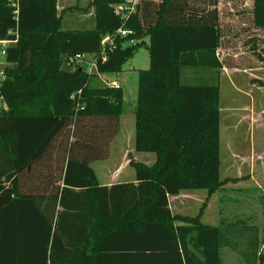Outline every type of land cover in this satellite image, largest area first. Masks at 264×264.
I'll return each mask as SVG.
<instances>
[{
  "label": "trees",
  "instance_id": "16d2710c",
  "mask_svg": "<svg viewBox=\"0 0 264 264\" xmlns=\"http://www.w3.org/2000/svg\"><path fill=\"white\" fill-rule=\"evenodd\" d=\"M124 1L92 0L95 28L80 32L60 31L57 0H0V40L15 41L0 83V264H222V249L264 264L255 227L200 223L223 186L219 86L183 83L181 72L222 68L217 0H136L122 21L113 7ZM252 4L264 30V0ZM140 48L149 66L137 73L134 151L155 161L128 156L135 184L107 188L89 164L108 156L122 90L89 89L83 68L61 63L91 55L98 74L118 75ZM195 190L207 195L197 214L171 215L167 196Z\"/></svg>",
  "mask_w": 264,
  "mask_h": 264
},
{
  "label": "rangeland",
  "instance_id": "374dc122",
  "mask_svg": "<svg viewBox=\"0 0 264 264\" xmlns=\"http://www.w3.org/2000/svg\"><path fill=\"white\" fill-rule=\"evenodd\" d=\"M74 4L76 3V0H70ZM156 3H158V0H155ZM78 6L81 9H84V11L87 12L89 10L88 0H78ZM252 5V0H244L242 3L237 2L236 0H223V6L222 10H226V13L223 14V21L227 23V25H230L231 23H237L240 18L238 17L240 15L241 9H248L250 10ZM59 10L56 8L57 17L60 18L61 24H60V31H76V27H69L72 25H68L67 23H72V21H75L77 16L83 12H81V9L76 6L71 5H62L60 6ZM244 22V24L249 25L253 27L252 20L249 15V21L247 19ZM71 21V22H69ZM250 29V28H248ZM250 33V32H249ZM248 33V34H249ZM253 34L258 36V40L264 41V32H258V33H250L251 36ZM256 36V37H257ZM241 38H244L245 35H240ZM262 37V38H260ZM106 38H111V41L113 45H115V41L113 40L114 37H104L103 40L105 41ZM102 40V41H103ZM106 42V41H105ZM103 44V43H102ZM133 42L129 43H121V46L125 45H132ZM240 46V41H239ZM228 57H224L222 59V62L224 66L227 69L230 68H248L251 65H257L258 67L264 68V61H260L257 59L256 55L258 54L261 59H264V44L259 43L258 47H255L252 53V49H249L248 46H242L238 49H233L230 52H227ZM233 54H236L235 57ZM231 55V57H230ZM9 65L5 62V60L0 61V73L4 72V69L8 67ZM149 66L148 61V53L145 48H140L137 50L135 55L129 59L123 66H122V72L118 75H104V74H98L95 69L91 72L89 81H88V88H101L105 87L109 81H115L118 87L122 90V107H123V113L118 118V131L114 137L115 140L113 142V145L111 146V158L109 164H107L108 167H110V164L113 162H119L121 161V154L123 153L124 149L130 148V150H133V130H134V110L136 106V92H137V73L140 70H146ZM61 68L63 69H71L72 67L70 65H67V63H61ZM189 72H195L203 73V70L200 69H183L181 72V77L183 75L182 82L186 84H202L204 81L199 80V76L196 77L194 80L190 81L193 77L191 73ZM221 81L220 84V105H222V112L225 111L227 113L229 111V107L233 106L234 103H236V100L238 103L245 102L247 99L241 96L240 94L236 93L234 90V87L239 88L240 91L246 92L247 96L249 97L250 94H253V98L255 99L257 96H259L261 93H263L262 100L264 102V90L263 92H258L257 90H252L251 87L257 86L261 87V90L264 89V77L261 78L263 80L258 85L254 81H249L248 79L246 81V78H249L248 75H242L239 72H229L227 71V74ZM119 78V79H118ZM190 81V82H188ZM219 82V81H218ZM255 83V84H254ZM219 86V83H218ZM236 98V99H235ZM235 99V101H234ZM234 101V102H233ZM3 109V105L0 103V110ZM248 110V109H247ZM222 113V128L220 133V180L223 181V186L227 185L228 190L223 191V189L215 192V196H217L218 203H215L212 201L208 207V210L206 212L205 220H208L210 217H215L217 215L216 213V204L217 208L219 210V207L222 208L221 216H224L225 222L227 223H234L236 220H238L239 216H245V220L251 223H254L257 227L258 231V251L261 253H264V191L260 190H254V189H247L244 191H236V183L239 182V180H236V175L242 168L243 162L241 159H235L234 156L236 152H238L239 148L242 149V147L237 146V140L235 138L234 133H231L229 136L227 134V128H232L235 124L234 120L229 119L228 114ZM226 115V116H225ZM232 121V123L230 122ZM90 119L86 120V125L89 126L91 124ZM221 126V125H220ZM235 129V127H233ZM84 132V131H83ZM240 155L241 151L238 152ZM154 154L152 153H137L136 156L137 160L139 162H142L144 164H150L151 163V157ZM107 166H102L100 169V173L102 170H106ZM247 166V165H246ZM255 179V178H254ZM246 180V179H241ZM240 180V181H241ZM194 197L188 199L186 201V205L184 206V209L182 212L188 216H193L197 208L199 207L200 201L202 199L203 193H205L204 190H195ZM223 192V193H222ZM225 202V203H224ZM201 206V205H200ZM200 208V207H199ZM199 210V209H198ZM197 214V213H196ZM201 219V217H200ZM211 227V226H210ZM240 228V226L236 227ZM263 239V240H260ZM220 257L222 264H243V260L240 257L239 254L236 252H231L230 249H222L220 251Z\"/></svg>",
  "mask_w": 264,
  "mask_h": 264
},
{
  "label": "crops",
  "instance_id": "0c3cea01",
  "mask_svg": "<svg viewBox=\"0 0 264 264\" xmlns=\"http://www.w3.org/2000/svg\"><path fill=\"white\" fill-rule=\"evenodd\" d=\"M239 3H242L244 0H236ZM92 0H88V5H89V10L84 11V9H81L78 6V0H76L77 4H74L70 0H57L56 2V8L59 10L61 8L60 6L62 5H71V6H76L81 9V15L79 14L76 18L75 21H72V23H67L68 25H72L69 27H76V31H92L95 28V10L94 8L90 5ZM253 3V0H252ZM223 6V0H217L216 3V10L218 13V29L220 31V40H219V46L215 51V56L217 57V60L222 63V68L219 70H208L205 69L203 70V73H191L193 75L192 80H194L196 77L199 78L200 81H212L213 79H218L219 83V150H220V133H221V128H222V105H220V84L221 81L226 78L227 71L229 72H239L242 75H248L249 78H246V81L248 79L249 81H254L258 85L262 77H264V68L258 67L257 65H251L248 68H230L227 69L223 62L222 59L224 57H228L227 52H230L233 49H239L242 46H248L250 47L251 45L253 47H258L259 43L264 44V41L258 40V36L253 34V36L250 35V33H258V32H264V30L257 29L254 27L253 22L252 25L253 27L244 24V22L247 19L249 21V15L252 20L253 13H252V6L250 10L248 9H241V13L238 16L240 20L237 23H231L230 25H227L223 21V14L224 12L226 13V10H222ZM71 22V21H69ZM250 28V29H248ZM66 31V30H65ZM71 31V30H70ZM250 32V33H249ZM249 33V34H248ZM245 35L244 38H241L240 35ZM257 36V37H256ZM262 38V37H260ZM239 41H240V46H239ZM236 54H233L235 57ZM231 57V55H230ZM149 61V59H148ZM202 70V69H200ZM183 79V75L181 77ZM119 79V78H118ZM188 81V82H190ZM255 84V83H254ZM252 90H257L258 92H263L264 89L261 90L260 86H255L251 87ZM234 90L236 93L240 94L244 98L247 99L246 104L245 102L238 103L236 100V103L233 104V106L229 107V111L225 113L226 115L228 114L229 119L234 120L235 124L231 128H227V134L230 136L231 133H234L237 142L239 150L241 151V154L238 155V152H236L234 158L236 159H241L243 162L242 168L236 175V180H241V179H246V180H239L236 185V191H242L244 193L245 190L247 189H254V190H260L264 191V102L262 100L263 93H261L259 96H257L255 99L252 97L253 94L251 93L250 96H247L246 92L240 91L239 88L234 87ZM236 99V98H235ZM234 99V101H235ZM233 101V102H234ZM248 109V110H247ZM225 115V116H226ZM230 122L232 123V121ZM134 122V120H133ZM221 125V126H220ZM116 137H114L110 144H109V151H108V156L104 160H94L89 164L90 169L93 171L95 174V177L99 183L100 186L104 187H111L116 184H121V183H131L135 184V177H134V170L130 167L129 165V159L128 156L132 159L133 162L142 164L144 166H150L153 164L155 161V155L151 157V163L150 164H144L142 162H139L137 160L136 152L134 151V130H133V150L124 149L123 153L121 154V161L119 162H113L110 164V167L107 166L110 162L111 158V146L113 145V142ZM220 151H219V178H220ZM247 165V166H246ZM102 166H107L106 170H102L100 173V169ZM100 167V169H99ZM47 173V172H46ZM49 174V173H48ZM50 175V174H49ZM255 178V179H254ZM56 185H59L61 188V182H58ZM223 191L228 190L227 185H224L221 187V190ZM223 193V192H222ZM217 194V193H215ZM215 194H212L207 202H206V207L202 212L200 223L205 226H211V227H216L219 224V221L225 222L226 220L224 219V216H221L222 208L219 207V210L217 208L218 199ZM194 197V192L192 191H182L179 192L175 196H167V205L168 209L171 213V215H179V216H187V217H194L196 213L198 212V209L202 202L206 199L207 195L206 192L203 193L202 199L200 201L199 207L197 208L196 213L193 216H188L182 212L184 209V206L186 205V201L188 199ZM214 201L216 204V213L217 215L215 217H210L208 220H205L206 212L208 210V207L210 203ZM225 203V202H224ZM59 208H57L58 210ZM225 220V221H224ZM228 223V222H227ZM237 225H247V226H253L257 229L256 225L254 223L248 222L245 220V216H239L238 220H236ZM175 226H182L180 223H175ZM258 235V231H257ZM264 238V237H263ZM263 240V239H260ZM258 253H261L258 251ZM222 262V261H221Z\"/></svg>",
  "mask_w": 264,
  "mask_h": 264
},
{
  "label": "built area",
  "instance_id": "2783aa9c",
  "mask_svg": "<svg viewBox=\"0 0 264 264\" xmlns=\"http://www.w3.org/2000/svg\"><path fill=\"white\" fill-rule=\"evenodd\" d=\"M115 15H117L122 21L126 20L129 16L135 13L136 11V0H125L122 4L115 5L113 7ZM130 34V31L119 29L116 31L115 35L119 37H125L126 35ZM114 35V36H115ZM111 38H106V42L103 40L102 43H108L109 45H112V42L109 41ZM15 41H5L0 40V61H3L5 59V53L6 49L13 45ZM101 61H103L105 58H103V54L100 56ZM67 65L73 66V65H79L81 68L85 70V72L89 75L91 72L95 69L96 71V62L93 56L91 55H85V54H77L72 57H68L66 59ZM4 75L3 73H0V83L3 81ZM108 87L118 88V85L115 81H109L107 83Z\"/></svg>",
  "mask_w": 264,
  "mask_h": 264
}]
</instances>
